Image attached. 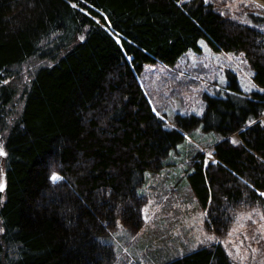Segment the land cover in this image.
<instances>
[{"label": "trees", "instance_id": "trees-1", "mask_svg": "<svg viewBox=\"0 0 264 264\" xmlns=\"http://www.w3.org/2000/svg\"><path fill=\"white\" fill-rule=\"evenodd\" d=\"M201 41L242 54L261 90L241 92L229 72L201 115L174 117L181 132L138 76ZM263 116L264 30L208 0H0V264H111L100 237L143 224L147 174L199 128L216 136L214 158L189 144L187 179L215 239L162 264H233L220 240L264 207Z\"/></svg>", "mask_w": 264, "mask_h": 264}, {"label": "rangeland", "instance_id": "rangeland-1", "mask_svg": "<svg viewBox=\"0 0 264 264\" xmlns=\"http://www.w3.org/2000/svg\"><path fill=\"white\" fill-rule=\"evenodd\" d=\"M208 1L225 16L264 30V0ZM254 18L263 21L255 24ZM200 46L201 53L189 51L175 66L149 65L138 76L153 111L169 127L179 129L174 123L177 115H201L206 94L223 96L225 85L230 83L229 72L236 75L241 92L251 95L261 90L254 83L253 73L242 54L215 53L203 41ZM260 120L264 123V116ZM194 133L191 136L183 132L188 142L171 155L170 166L157 175L147 174L140 192L145 199L143 224H119L107 238L100 237L111 245V264H162L212 241L209 237L214 235L206 228L205 212L197 202L187 175L192 168L189 164L191 145L205 152L208 158H214L211 149L216 136L205 134L200 128ZM231 140L240 142L237 134ZM220 241L233 264H264V207L254 206L240 212L228 235Z\"/></svg>", "mask_w": 264, "mask_h": 264}, {"label": "snow or ice", "instance_id": "snow-or-ice-1", "mask_svg": "<svg viewBox=\"0 0 264 264\" xmlns=\"http://www.w3.org/2000/svg\"><path fill=\"white\" fill-rule=\"evenodd\" d=\"M205 2H207V0H205ZM262 7H264V6H262ZM233 142H235V141H233ZM0 155H7V153L3 151L2 147H0ZM51 179L53 181H56V180L60 179V177L58 176V174L53 173L52 176H51ZM262 195H264V193H262ZM145 212H147V210H145ZM145 219H147V215H145ZM209 239L210 240H214L215 237H209Z\"/></svg>", "mask_w": 264, "mask_h": 264}, {"label": "water", "instance_id": "water-1", "mask_svg": "<svg viewBox=\"0 0 264 264\" xmlns=\"http://www.w3.org/2000/svg\"><path fill=\"white\" fill-rule=\"evenodd\" d=\"M1 189H2V190L4 189V184H2Z\"/></svg>", "mask_w": 264, "mask_h": 264}]
</instances>
